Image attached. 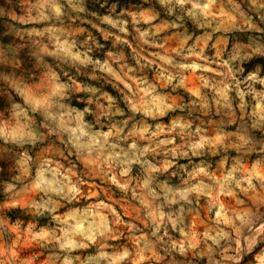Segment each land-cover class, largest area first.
<instances>
[{
	"label": "rangeland",
	"instance_id": "1",
	"mask_svg": "<svg viewBox=\"0 0 264 264\" xmlns=\"http://www.w3.org/2000/svg\"><path fill=\"white\" fill-rule=\"evenodd\" d=\"M156 1L167 17L144 7L161 21L154 27L137 6L110 5L101 15L89 13L86 0L0 6L8 18L0 140L18 145L8 151L11 177L0 182V264H114L89 240L99 231L107 249L110 222H125L122 212L139 206L144 187L175 186L205 169H231L232 180L264 154V131L238 123L255 114L237 110L264 104V70L256 64L244 73L242 65L264 56V0H213L205 12L198 0ZM237 31L261 35L242 41ZM98 35L111 46L101 58L93 56L103 46ZM48 55L68 63L62 74ZM72 67L115 88L127 112L118 98L68 75ZM79 91L89 93L83 109L68 101ZM158 163L166 169L151 171ZM190 166L198 168L189 173ZM11 207L21 217L9 220Z\"/></svg>",
	"mask_w": 264,
	"mask_h": 264
},
{
	"label": "crops",
	"instance_id": "2",
	"mask_svg": "<svg viewBox=\"0 0 264 264\" xmlns=\"http://www.w3.org/2000/svg\"><path fill=\"white\" fill-rule=\"evenodd\" d=\"M212 1L198 0V11L205 12L202 6ZM191 9L188 8V13ZM137 14L146 23L155 18L146 8L139 9ZM160 23L156 21L148 26ZM255 102L249 104L248 110L244 107V112L243 107H237L241 118L245 112L247 116L255 114L252 121L243 119L238 123L244 129L264 131V104L257 99ZM262 155L252 162H244L242 173L236 174L239 178L232 180L228 178L231 169L216 174L205 169L200 171L204 176H197L199 180L191 179L193 174H188L187 179L182 178L175 186L152 182L142 190L139 206L130 205L122 212L125 222L122 219L116 225L110 222L108 230L113 233L107 236L110 242L107 249L99 247V243H105L99 231L97 242L89 240L90 243L98 245L97 255L106 253L109 262L114 264H264V223L260 222L264 220ZM197 168L190 166L187 172ZM155 169L160 173L166 168L158 163L151 171ZM155 195L157 199H153ZM102 225L100 219L98 227ZM122 238V243H115ZM94 264H105V261L99 259Z\"/></svg>",
	"mask_w": 264,
	"mask_h": 264
},
{
	"label": "trees",
	"instance_id": "3",
	"mask_svg": "<svg viewBox=\"0 0 264 264\" xmlns=\"http://www.w3.org/2000/svg\"><path fill=\"white\" fill-rule=\"evenodd\" d=\"M4 4V0H0V6H2ZM110 5H114V9H116L117 11L124 7V8H129L132 6H137V7H150L153 8L156 12H158V17H163L166 18L167 17V13H165L160 5L159 2H157L156 0H152L151 2L149 1H145V0H86L85 2V8L89 13L95 12L97 14H104L106 13V9L110 6ZM8 7V6H7ZM169 18L171 16H168ZM8 18H6V16L4 15H0V36H1V40L3 42H6V38L4 34H1L4 30H5V26L2 23V21H7ZM12 21V20H11ZM14 22V21H12ZM15 23V22H14ZM240 39L242 41H245L247 39V36L250 35V33H252L255 36H260L261 32H257V31H253V32H242V31H237L236 32ZM232 37V36H231ZM264 37V36H263ZM98 39L101 43V45H103L102 47H100V49H95V51L93 52V56L94 57H102V53L104 51H106L107 49H111L110 47V41L108 39L104 40L101 38L100 35H98ZM46 59L51 62L56 69L58 70L59 73H63L62 69H60L59 65L62 66H67V62H60L57 60V58H55L54 56H46ZM66 61V60H65ZM62 63V64H61ZM256 64H260L261 70L260 72H262L264 70V56L263 55H254L251 56V58H249L248 60L243 62V71L244 73H247L248 71H250L254 65ZM71 77H73L74 79L80 81L81 83H83L84 85H89V86H95V87H99L101 90L109 93L110 95H112L113 97L118 98L120 105H122L123 109L125 110V112H127V108L126 106L122 103V100L119 99V94L117 92V90L115 88H113L110 84L103 82V81H98L96 79H92L89 76L83 74L82 72H79L78 69L75 68H71L68 72ZM1 85V84H0ZM182 91V90H180ZM89 96L88 92H83V91H79V92H75L74 94H72V96L70 97V99L68 100L70 105L79 108V109H83L85 107V98ZM6 97V94H0V109H2V107L7 103L4 99ZM0 146L3 148L0 150V182H6L10 179L11 177V173L9 170V162H10V157L8 154V151L10 149V147H17L16 145H10L8 143H3L0 140ZM181 162L186 161L185 159H181ZM161 177L167 178L169 180L168 177H166V175H161ZM175 179V177H174ZM2 198V195L0 194V199ZM22 210L20 207H11L8 208L6 210H4V215L9 219V220H15L19 217H21L20 215H22ZM255 250V249H254ZM246 258V256H244V259Z\"/></svg>",
	"mask_w": 264,
	"mask_h": 264
}]
</instances>
